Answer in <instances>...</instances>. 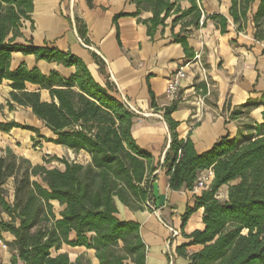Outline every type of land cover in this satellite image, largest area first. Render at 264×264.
<instances>
[{"label": "trees", "instance_id": "16d2710c", "mask_svg": "<svg viewBox=\"0 0 264 264\" xmlns=\"http://www.w3.org/2000/svg\"><path fill=\"white\" fill-rule=\"evenodd\" d=\"M130 1L137 7L136 15L152 13L151 20L142 22L149 35L171 16L172 27L190 17L174 40L187 60L194 57L187 47L185 28L199 27L200 0H188L187 10H181L182 0ZM32 10L33 0H0V84L9 81L11 100L28 107L55 138L48 139L33 127L14 122L0 123V132L28 131L46 144L74 154L83 152L90 161L83 166L54 156L33 165L9 149H0V242L13 253L10 264H90L84 255L74 262L66 254L53 256L63 245L92 250L98 264H146L139 225L119 220L115 204L119 201L132 211H141L152 199L151 186L158 167L131 135L135 114L111 94L112 87L97 84L79 58L37 47L31 40L17 42L23 23H31ZM229 16L238 32L251 23L253 38L264 42V0H230ZM207 20L215 22L221 34L226 33L223 16H207L202 26ZM75 26L79 38L88 45L86 30L78 19ZM12 53L73 67L75 72L65 79L55 72L45 77L23 66L10 71ZM25 83L48 91L51 101L41 102L39 93L25 92ZM195 88L205 93L204 84ZM8 107L12 110V105ZM176 109L173 102L162 112L170 143L160 168L166 171L169 189L193 192L198 173L211 171L213 175L208 188L194 198L193 208H187L182 217L184 224L202 208L204 228L184 235L188 241L176 248L177 256L189 264H264V111L263 123L255 126V137L247 136L243 141L225 137L210 151L197 154L189 139L177 137L178 124L170 117ZM241 114L237 110L231 119ZM52 161L62 168H48ZM234 181L237 183L228 187L227 201L216 200L218 190ZM9 182L11 198L6 188ZM54 204L59 207L57 213ZM4 233L13 237L11 243L3 240ZM191 246L201 250L188 254L186 249Z\"/></svg>", "mask_w": 264, "mask_h": 264}, {"label": "crops", "instance_id": "0c3cea01", "mask_svg": "<svg viewBox=\"0 0 264 264\" xmlns=\"http://www.w3.org/2000/svg\"><path fill=\"white\" fill-rule=\"evenodd\" d=\"M179 5L181 10L190 8L188 0L180 1ZM198 6L202 13L199 27L189 25L185 30L188 31L189 52L201 56L205 71L203 78L207 81L204 94L195 88L204 83L192 62L193 58L187 60L183 48L174 40L190 17L172 27L171 16L165 20L164 26L157 27L149 35L142 22L151 20L152 13L142 11L136 15L137 7L130 0H33L31 23H23L21 38L17 39L18 43L31 40L37 47L46 46L79 58L97 84L102 87L109 85L117 100L127 101L136 110L131 135L141 150L151 154L153 165L158 167L151 186L152 209L145 207L141 211H132L119 201L115 204L119 220L139 225V233L146 246V264H189L177 256L176 248L187 243L184 235L204 228L202 208L194 211L184 224L182 222L187 208H193L194 198L199 197L203 190H170L166 171L160 168L170 143L163 109L177 103V109L170 116L178 124L177 137L179 140L189 139L197 154L210 151L225 137L240 141L247 136L255 137V126L263 123L264 42L253 38L251 23L243 31H237L229 16L230 0H200ZM257 6L258 2L253 5V13ZM118 15L120 17L114 23L113 18ZM210 15L223 16L227 20L225 34L220 33L213 21L207 20L202 26L204 18ZM75 19L84 26L88 45L79 38ZM20 66L28 71L35 69L45 77L55 72L67 79L75 72L73 67L65 68L56 63L36 61L32 55L12 53L10 71ZM181 67L185 68L186 76L180 83L176 99L172 100L166 93L167 81ZM10 85L9 81L0 84V123L30 126L39 130L41 136L54 139L28 107L11 100ZM24 88L27 93H39L41 102L51 101L48 91L37 85L25 83ZM199 94L204 97V104L198 110L195 101ZM9 104L12 110H9ZM237 110L242 114L231 119V114ZM0 137H16L35 142L38 146L44 143L35 134L20 129H12L7 134L0 132ZM79 154L84 157V163L79 164L87 165L89 157L83 152ZM205 174L206 171L200 172L198 177ZM212 179L213 175L208 185ZM236 183L222 186L215 199L226 202L228 187ZM8 185L6 188L11 198L12 185L10 182ZM171 229L179 233L178 237L171 238ZM2 238L8 243L13 241L8 233L2 234ZM199 250L200 246H191L186 252L192 254ZM58 254H66L70 262L84 255L90 264H98L94 252L83 247L63 245L52 255ZM12 256L13 253L0 242V264H10Z\"/></svg>", "mask_w": 264, "mask_h": 264}, {"label": "rangeland", "instance_id": "374dc122", "mask_svg": "<svg viewBox=\"0 0 264 264\" xmlns=\"http://www.w3.org/2000/svg\"><path fill=\"white\" fill-rule=\"evenodd\" d=\"M0 149H9L17 157L29 160L31 164H36L37 162L40 163L43 157L52 158L54 156L66 158L71 162L84 163V157L81 154H74L69 150H59L46 143H43L42 146H38L35 142L29 143L28 140H21L16 137H0ZM47 167L62 168V166L56 161H52ZM7 186L9 185H6V187ZM54 211L55 213L59 211V208L56 205H54Z\"/></svg>", "mask_w": 264, "mask_h": 264}, {"label": "built area", "instance_id": "2783aa9c", "mask_svg": "<svg viewBox=\"0 0 264 264\" xmlns=\"http://www.w3.org/2000/svg\"><path fill=\"white\" fill-rule=\"evenodd\" d=\"M192 60H193L192 62L195 64V66L199 70L200 74L202 75V79L200 78V80H202V82L205 84V86H207V81L205 78H203L205 71H204V68H203V65L201 62L200 54L199 53L195 54ZM185 76H186L185 68L181 67L172 76H170V78L168 79L167 85H166V93L170 99H172V100L176 99L178 91L180 89V83L185 78ZM122 103L133 114H137L136 110L127 101L123 100ZM203 104H204V97H202L200 94L197 95L196 101H195L196 109L199 110L200 108H202ZM211 176H212L211 171H206L205 175L198 177L196 180L195 186H194V191L207 189L209 186L208 184H209ZM145 206L148 209H152V206L150 203H146ZM170 231H171V238L178 237L179 233L177 231L172 230V229ZM169 244H170V241L168 242V245Z\"/></svg>", "mask_w": 264, "mask_h": 264}]
</instances>
